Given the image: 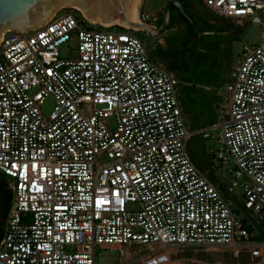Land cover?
I'll return each instance as SVG.
<instances>
[{"label": "built area", "instance_id": "built-area-1", "mask_svg": "<svg viewBox=\"0 0 264 264\" xmlns=\"http://www.w3.org/2000/svg\"><path fill=\"white\" fill-rule=\"evenodd\" d=\"M202 2L264 26V0ZM81 15L67 8L0 40V172L14 192L0 264H96L98 247L119 248L118 264H179L186 247L264 264V240L243 222H264V33L229 71L224 116L192 130L180 81L139 29ZM211 131L246 214L190 156L191 136ZM140 245L149 250L123 258Z\"/></svg>", "mask_w": 264, "mask_h": 264}, {"label": "trees", "instance_id": "trees-1", "mask_svg": "<svg viewBox=\"0 0 264 264\" xmlns=\"http://www.w3.org/2000/svg\"><path fill=\"white\" fill-rule=\"evenodd\" d=\"M179 1L184 6L192 21L188 20L176 6L171 5L172 17L170 28L179 25L185 19L188 27L187 31L193 32L195 30V23L201 31L207 33L206 38L208 40L203 42V46L210 47L212 51L203 56L201 64H189L182 74L175 72L169 66L168 61L175 52L173 45H176V41L178 42L182 37L181 31L166 37L168 41L167 46L160 43L150 46V55L152 59L163 63L180 81V99L184 113L189 119L191 129L197 130L211 125L217 120V111L215 110V104L219 100L217 90L224 86L228 80L232 60V41L234 38L239 37V34L242 33V28L236 27L234 24L229 27L223 26L222 21L230 20L216 15L205 6L202 0ZM199 8L203 9L206 13L203 18L199 15ZM75 12L78 14L79 19H83L80 11L75 10ZM158 23L162 24V12L160 13ZM221 43H225L228 46V63L220 79L214 81L210 79L209 73L216 66L217 60L215 62L213 61L216 56L219 57ZM205 140L206 137L201 133H194L191 136L188 143V150L193 162L204 172L208 173L209 177L219 185V188L227 198L232 199L234 203L233 209L236 213L246 214V209L242 205L241 200L228 191L227 186L229 180L226 178L223 180L216 175V171L220 168V165L218 168L214 167L215 158L206 147ZM11 182V178L0 172V247L5 235L6 222L14 199V192L10 186ZM249 220L250 216L246 214V219L244 218L243 222L251 232L255 233L256 240H264V222L257 223L253 220V223H249ZM235 259L236 262L246 261L240 258Z\"/></svg>", "mask_w": 264, "mask_h": 264}, {"label": "rangeland", "instance_id": "rangeland-1", "mask_svg": "<svg viewBox=\"0 0 264 264\" xmlns=\"http://www.w3.org/2000/svg\"><path fill=\"white\" fill-rule=\"evenodd\" d=\"M167 1L168 0H138L137 16H139V13H148L150 15V19H152L153 17L159 15L162 12ZM67 8H72L82 13V11L76 7L64 6L56 9L55 14L57 12H62ZM46 23L47 21L44 24ZM234 25L236 27L238 26L236 23H234ZM238 27L242 28V33L239 34V37L234 38L232 41L231 67L234 68L238 67L240 63L242 50L244 46L246 44L259 45L263 41V33H264V26L262 24L246 22L245 25L242 26L239 25ZM140 30L141 29L139 28V31ZM162 35H159L157 37H152L149 40H145V42L149 47L153 46L154 44H156L157 40L159 39L161 40ZM61 53L63 55L68 54V51L64 48V46L61 47ZM229 97L230 94L226 89V86L220 87L219 100L216 103L217 111H218L217 113L219 118L223 117L226 111L228 110ZM53 104H54L53 99L47 98L42 104L43 111L47 114L50 113L51 110L53 109ZM210 133H211V137L206 138L205 144L208 150L212 152L213 150H217L219 148V144L215 140L216 132L211 131ZM219 165L220 168H218ZM227 166L228 164H222L218 159H214V167L218 168L216 171V175H218L223 180H225V178L228 179L229 177L228 171L226 170ZM148 250H149L148 247L142 245L134 246L132 248L128 247L124 249L123 258L126 259L129 256L137 257L142 255L143 253H146ZM174 251L176 252V258L179 260V264H234V263L239 264V261L236 262V259L232 255V253L226 250L224 251H219L216 249L201 250V249L186 247V248L175 249ZM120 257H121L120 251L119 248L117 247H112V248L98 247L96 252V264H118L120 262ZM240 263L254 264L250 260H246L245 262L240 261Z\"/></svg>", "mask_w": 264, "mask_h": 264}, {"label": "water", "instance_id": "water-1", "mask_svg": "<svg viewBox=\"0 0 264 264\" xmlns=\"http://www.w3.org/2000/svg\"><path fill=\"white\" fill-rule=\"evenodd\" d=\"M134 0H0V40L6 30L25 33L28 30L43 25L50 14L59 7L72 6L80 9L90 21L120 23L129 27H140L156 37L166 32L171 25V5L192 19L187 14L179 0H168L162 11L163 24L157 29L149 24L131 21L128 15ZM195 25V24H194ZM199 33L198 37H201Z\"/></svg>", "mask_w": 264, "mask_h": 264}, {"label": "flooded vegetation", "instance_id": "flooded-vegetation-1", "mask_svg": "<svg viewBox=\"0 0 264 264\" xmlns=\"http://www.w3.org/2000/svg\"><path fill=\"white\" fill-rule=\"evenodd\" d=\"M198 12L202 18L206 14L204 10L201 8L198 9ZM159 18H160V14L153 17L152 19H149L147 24H149L152 28L157 29L163 24V19H162V24L158 23ZM187 19L189 20L188 17ZM233 24H234L233 21H222V25L226 27L232 26ZM187 28H188L187 23L184 19L183 21H181L179 25L169 28L166 31V33L164 32L165 34L162 33L163 34V35L161 34L162 41L160 39L156 41V43H160L164 46H167L168 41L166 40V37L173 33L182 31L181 32L182 37L180 38V40H178V42L176 41V45L175 44L173 45L175 52L168 61L169 66L175 72H178L181 74L185 72V69L187 68V66H189V64H192V65L201 64L203 61V56L205 54H209L212 51L210 47L203 46V42L205 40H208L206 38L207 37L206 32L201 31L196 24L194 25L195 30L193 32L187 31ZM137 33L141 38L144 39V41L149 40L150 38L154 37L147 31H143V30L138 31ZM199 33H202L201 37H198ZM228 51H229L228 46L225 43H221L219 57L216 56L213 61L215 62L217 60L216 66L214 67V69L210 70V73H209L210 79H213L214 81L219 80L223 72L226 70L227 63H228V54H229Z\"/></svg>", "mask_w": 264, "mask_h": 264}, {"label": "bare ground", "instance_id": "bare-ground-1", "mask_svg": "<svg viewBox=\"0 0 264 264\" xmlns=\"http://www.w3.org/2000/svg\"><path fill=\"white\" fill-rule=\"evenodd\" d=\"M137 2H138V0H134V3H133V6H132V8H131V11H130V13H129V15H128V18H129V20H131V21H139V16H137ZM56 11V10H55ZM55 11L54 12H52L51 14H50V17H49V19H51L53 16H54V14H55ZM85 15V14H84ZM86 16V15H85ZM87 17V16H86ZM48 19V20H49ZM88 19V18H87ZM48 20H47V22H48ZM89 20V19H88ZM90 21V20H89ZM92 23H101V24H103V25H106V26H109V25H112V24H120V23H109V24H105V23H103V22H96V21H91ZM121 25H123V24H121ZM126 26V25H125ZM127 27H129V26H127ZM136 29H139L140 27H135ZM2 37V36H1Z\"/></svg>", "mask_w": 264, "mask_h": 264}, {"label": "crops", "instance_id": "crops-1", "mask_svg": "<svg viewBox=\"0 0 264 264\" xmlns=\"http://www.w3.org/2000/svg\"><path fill=\"white\" fill-rule=\"evenodd\" d=\"M164 9V8H163ZM163 11V10H162ZM159 62V61H158ZM161 63V62H160ZM163 64V63H162ZM179 90H180V85H179ZM219 90H220V88L217 90V93H218V95H219ZM181 100V99H180ZM181 105H182V103H181ZM182 107H183V105H182ZM215 110L217 111V106H216V104H215ZM184 111V110H183ZM218 112V111H217ZM185 114V113H184ZM185 116H186V119H187V123L189 124V126H190V122H189V119H188V117H187V115L185 114ZM217 119H219V116H218V113H217Z\"/></svg>", "mask_w": 264, "mask_h": 264}]
</instances>
